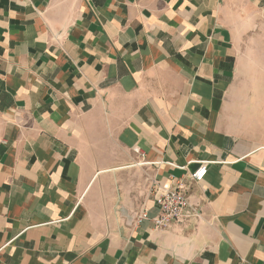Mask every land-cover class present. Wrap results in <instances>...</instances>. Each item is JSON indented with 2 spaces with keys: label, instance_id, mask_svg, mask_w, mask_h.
Segmentation results:
<instances>
[{
  "label": "crops",
  "instance_id": "0c3cea01",
  "mask_svg": "<svg viewBox=\"0 0 264 264\" xmlns=\"http://www.w3.org/2000/svg\"><path fill=\"white\" fill-rule=\"evenodd\" d=\"M0 264H264V0H0Z\"/></svg>",
  "mask_w": 264,
  "mask_h": 264
},
{
  "label": "built area",
  "instance_id": "2783aa9c",
  "mask_svg": "<svg viewBox=\"0 0 264 264\" xmlns=\"http://www.w3.org/2000/svg\"><path fill=\"white\" fill-rule=\"evenodd\" d=\"M208 173V166L202 164L195 172L192 173V179L197 182H203ZM157 204L159 213L151 221L154 223L156 229H163L173 223H178L182 220L186 213L191 210L194 214L198 215L195 207H192L188 197L183 191L180 190V185L176 187L159 189L157 191ZM149 219L148 211H142L137 217L136 224L140 225L142 222Z\"/></svg>",
  "mask_w": 264,
  "mask_h": 264
}]
</instances>
